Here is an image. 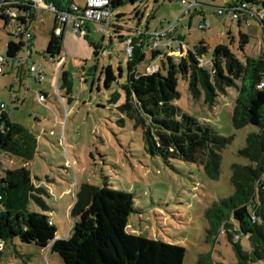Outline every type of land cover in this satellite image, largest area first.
<instances>
[{
	"label": "rangeland",
	"instance_id": "374dc122",
	"mask_svg": "<svg viewBox=\"0 0 264 264\" xmlns=\"http://www.w3.org/2000/svg\"><path fill=\"white\" fill-rule=\"evenodd\" d=\"M71 1L80 6L85 4V0ZM181 1L139 0L134 4L127 1L126 5L113 10L112 18L123 14L117 23L125 30L139 27L151 32L178 19L177 34L189 49L201 40L208 46L209 53L202 57L206 69L210 53L219 44L229 45L240 60L245 56H264V30L257 19L238 26L237 21L227 15H217V9L225 8L232 0H184L185 4ZM136 8L141 13L138 25ZM53 20L52 13L38 11L31 28L32 55L28 58L20 54L26 63L25 72L28 70L35 78L25 74L21 81L15 80L17 71L10 68H5L6 74L0 75V104L5 105L10 121L24 126L37 141L36 152L29 161L1 155L0 174L3 169H28L33 185L45 191L42 200L48 208L45 213L56 228L55 239L65 240L70 236L73 225L70 210L81 184L103 186L107 183L133 196L135 212L128 219V233L184 247L183 264H199L200 256L205 254H211L213 264H236L232 245L222 230L214 243L210 241L204 216L213 202L233 194L231 166L247 164L239 151L245 147L249 134L259 132L251 125L233 128L236 89H226L208 106L203 94L194 100L187 82L178 80L180 97L175 104L200 123L209 124L218 135L232 138L221 153L219 176L211 180L202 166L177 160L166 162L147 154L141 128L135 127L119 110L124 103L119 85L124 83L127 73L126 42L120 41L111 29L103 33L91 29L88 37H76L69 28L63 36V53L51 61L45 56V50ZM204 21L209 28L202 31L200 25ZM125 30L121 32L124 36L128 35ZM239 32L249 36L244 51L238 49ZM7 39L0 22V56L5 53ZM90 43L99 48L95 49ZM170 56L175 62L181 57ZM153 60L148 51L146 60L139 66L143 69L150 64L160 65ZM107 66H111L116 77L109 89L105 88L102 73ZM156 70L157 67L147 73ZM62 72L69 74V94L62 84ZM11 92L18 95V103L10 99ZM39 93L46 94L42 102L38 101ZM114 93L119 98L111 103ZM30 208L41 212L32 203ZM239 243L244 251H250L246 237ZM0 264H62V260L50 252L49 247L39 248L15 240L5 246ZM256 264H264V261Z\"/></svg>",
	"mask_w": 264,
	"mask_h": 264
},
{
	"label": "trees",
	"instance_id": "16d2710c",
	"mask_svg": "<svg viewBox=\"0 0 264 264\" xmlns=\"http://www.w3.org/2000/svg\"><path fill=\"white\" fill-rule=\"evenodd\" d=\"M50 1L57 10L66 9L72 3L71 0ZM127 1L134 4L139 0H109L111 20L107 29H111L120 41L129 42L132 48L131 55L127 56L126 79L119 85L124 94V103L119 110L134 122L135 127L141 128L147 154L161 157L166 162L177 160L202 166L204 174L216 180L221 153L232 138L218 135L209 124L200 123L175 104L180 97L178 80L187 82L194 100L203 94L208 106H212L226 89H236L233 128L251 125L259 132L249 134L245 147L239 151L247 164L231 166L233 194L213 202L204 216L210 241L214 243L222 230L232 245L236 264L264 261V56H245L240 60L229 45L219 44L210 53L206 69L198 62L209 53L208 46L201 40L178 62L166 56L159 61L157 71L145 73L139 65L146 60L148 40L141 32L148 29L125 30L117 23L123 14L112 18L113 10L126 5ZM232 6L242 8L236 19L238 26L249 19H257L264 30V0H232L226 8ZM134 13L138 25L141 13L137 8ZM36 20L33 0H0V22L8 36L5 53L0 56L3 58L0 75L6 74L5 68L17 71L15 80H20L19 73L25 75L23 65L15 64V60L30 48L33 37L26 40L25 35ZM56 29L54 22L48 32L45 50V56L51 61L63 53L64 35H57ZM123 30L128 35H122ZM248 40L249 36L239 32L240 51H244ZM90 45L99 48L94 43ZM156 55L158 52H151L152 59ZM119 72L122 76L120 68ZM102 73L105 88L109 89L116 82L111 66L105 67ZM68 75L62 72L61 77L69 94ZM39 94L46 97V94ZM118 98L119 95L114 93L110 102L116 103ZM5 108L4 105V109H0V156L29 161L36 152V138L24 126L11 122ZM43 194L42 188L33 185L26 167L3 169L0 174V256L6 245L17 240L39 248L49 247L50 252L61 258L62 264H183L184 247L127 232L128 219L135 212L131 194L111 188L107 183L103 186L81 184L70 210L72 230L65 240L55 239L56 228L45 213L48 208L42 200ZM31 203L41 212L32 210ZM236 236L238 241L234 240ZM243 237L248 240L249 252L239 243ZM198 262L213 264L211 254L200 256Z\"/></svg>",
	"mask_w": 264,
	"mask_h": 264
},
{
	"label": "built area",
	"instance_id": "2783aa9c",
	"mask_svg": "<svg viewBox=\"0 0 264 264\" xmlns=\"http://www.w3.org/2000/svg\"><path fill=\"white\" fill-rule=\"evenodd\" d=\"M182 4H185V1H181ZM34 8L37 11V17H38V11H45L50 12L54 15V22H56L57 29L55 33L57 35L63 33V35L69 31V28H71V31L76 35V37H84L87 35L90 31V27L94 28V31H97L98 33H103L107 31V28L110 24L111 20V11L109 9V0H85V4L83 6H80L74 2H72L69 6L66 7V9L57 10L55 7V4L50 0H33ZM242 11V8L239 7H231V8H218L217 9V15H227L229 18L236 20L239 17V13ZM239 12V13H238ZM261 17V15H259ZM209 28L208 22H203L200 25V29L202 31H205ZM178 29V19L174 21L172 24H168L165 28H161L159 30L155 31H142L141 34H144L147 37L148 40V51L151 53L152 51L158 52L157 57L154 58V60L160 61V57L164 58L166 56H170L173 54H177L178 56H184L189 51V48L187 45H185L184 40H180L179 38H176V33ZM31 31H28L25 35L26 40L31 39ZM32 40V39H31ZM132 48L129 45V42L127 43V47L125 50V53L127 56L131 55ZM28 58L31 56V46L29 49H25V52L22 53ZM155 57V56H154ZM171 57V56H170ZM151 60H153L151 58ZM3 58L0 57V63H2ZM199 65L204 67L205 61L202 58L198 59ZM20 63L23 65V69L25 67V60L19 57L15 60V64ZM209 64V63H208ZM157 67L158 64L153 66V64L148 65L146 68H144L145 73L147 71H150L151 69ZM157 71V70H156ZM2 72V69L0 67V73ZM153 73V72H152ZM27 77L29 78L33 76L34 74L27 70L25 72ZM39 76H41L39 74ZM262 86V84H261ZM259 86V87H261ZM12 100L15 98L13 95H11ZM45 99L43 95H39L38 101L42 102ZM0 109H4V105H0ZM237 236L234 238V240H237Z\"/></svg>",
	"mask_w": 264,
	"mask_h": 264
},
{
	"label": "crops",
	"instance_id": "0c3cea01",
	"mask_svg": "<svg viewBox=\"0 0 264 264\" xmlns=\"http://www.w3.org/2000/svg\"><path fill=\"white\" fill-rule=\"evenodd\" d=\"M61 1H62V0H61ZM72 2H73V1H72ZM53 23H54V20H53ZM52 26H53V25H52ZM91 29H93V31H94V28H93V27H90V30H91ZM49 31H50V30H49ZM49 31H48V32H49ZM89 32H90V31H89ZM88 36H89V33H88ZM178 37H179V35L176 33V38H178ZM32 40H33V38H32ZM32 40H31L30 46L33 45ZM31 55H32V54H31ZM155 61H157V60H153V63H154ZM16 75H17V72H16ZM18 76H20V80H18L17 78H16V80L21 81V80H22V76H24V73H19ZM13 94H14V97H15V99H14L15 103H18V95L15 94L14 92H11L10 96L13 95Z\"/></svg>",
	"mask_w": 264,
	"mask_h": 264
}]
</instances>
